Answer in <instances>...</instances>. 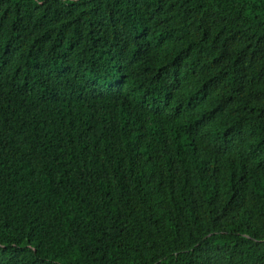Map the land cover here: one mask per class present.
<instances>
[{
    "label": "trees",
    "instance_id": "obj_1",
    "mask_svg": "<svg viewBox=\"0 0 264 264\" xmlns=\"http://www.w3.org/2000/svg\"><path fill=\"white\" fill-rule=\"evenodd\" d=\"M0 264H264V0H0Z\"/></svg>",
    "mask_w": 264,
    "mask_h": 264
}]
</instances>
